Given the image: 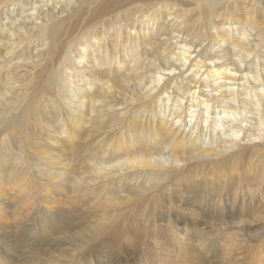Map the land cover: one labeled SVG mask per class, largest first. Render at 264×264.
Returning <instances> with one entry per match:
<instances>
[{"label": "bare ground", "instance_id": "6f19581e", "mask_svg": "<svg viewBox=\"0 0 264 264\" xmlns=\"http://www.w3.org/2000/svg\"><path fill=\"white\" fill-rule=\"evenodd\" d=\"M80 1L0 0V187L18 183L22 207L35 205L38 180L92 191L90 209L126 202L130 222L160 215V228L141 222L156 258L186 239L174 214L264 224V0ZM173 39L183 50L162 65ZM247 160L242 179L211 188L215 166ZM56 219L48 230L61 234ZM172 253L169 264L205 263Z\"/></svg>", "mask_w": 264, "mask_h": 264}, {"label": "rangeland", "instance_id": "374dc122", "mask_svg": "<svg viewBox=\"0 0 264 264\" xmlns=\"http://www.w3.org/2000/svg\"><path fill=\"white\" fill-rule=\"evenodd\" d=\"M44 1H46L47 6L52 7L53 3L48 2V0ZM73 4L76 8H80L82 3L80 0H73ZM58 6L56 5V8ZM27 11L29 13V10H26V14ZM88 14L86 13L83 19H86ZM176 14H178L177 9ZM148 20L144 21L148 22ZM154 20L155 18L149 21V26L151 22L154 23ZM67 22L69 23L70 19ZM171 41V44L166 46L167 52L159 54L162 57V61H160L162 65H164L162 62L166 60H169L170 63L174 60L172 57L166 59L168 54L179 53L180 50H183V42H179L177 48H173L176 40ZM190 47L188 46L184 50L187 51ZM215 48L216 46L212 52L219 50ZM191 72H193L192 69L186 71L185 77L190 76ZM41 137L43 139L44 135L42 134ZM245 162L247 163L239 165L238 161H233L224 165V168L215 166L214 168L218 171H213L216 173L214 180L218 181L219 184L217 187L211 186V188L220 187L224 190V178H241L242 173H246L255 166V161L247 160ZM208 167L204 170L201 168L203 171L207 170L204 175L201 169L198 170V175L200 174L197 175L198 180H202L204 177L210 180L212 177L210 169H214L211 166ZM29 175L30 171L25 177ZM249 175L256 178L251 174ZM23 180L21 179L20 185H25V180ZM36 183L37 186L33 185L31 188L32 192H36L33 194L35 198L32 199L35 205L30 206L29 203L25 207H22L21 204L27 200L28 193L19 190L18 183L13 184L10 181L2 188L0 187V255H3L5 259L12 258L5 264H31L27 255L29 247H34V250L37 251L35 264H52L53 262L60 264H105L107 261L110 264H169V261L175 259L173 257L167 259L170 248L173 250L172 254L183 251L177 255H181V259L188 260L189 263L197 257L201 262H205L203 264H264L263 222H260L261 224L259 222L248 224L221 222L215 220V217L211 215L213 218L208 221V224L202 222L200 217H194V221L191 220L192 222H190L191 216L190 219H186V216L183 221V216L174 214L173 224L176 226V230L182 234L188 232L186 239L180 240V246L173 243L162 247L160 251L156 252L159 255L156 258L150 251L152 239L149 237L150 235H147L148 231L143 230L141 222L144 219L148 222L155 221L160 228L166 223L163 222L160 215L157 217L150 212H138L136 213L137 217H134V222H130L133 212L128 210L125 205L126 202L103 212L95 208L90 209L88 198L93 197L92 191L79 193L65 187L52 188L47 181L37 180ZM261 201L264 202V198ZM57 217L61 220L54 225L59 227L64 225L61 234H53L50 232L51 230H48L52 223L57 221ZM197 218L201 221H196ZM112 219H118L120 222L115 225L111 222ZM196 222L198 223L196 224ZM193 231L195 232L194 235L192 234ZM149 233H152L151 229H149ZM165 236L170 237V233ZM180 236L182 237L181 234ZM141 241L144 242V247L140 244ZM23 243L27 244L25 245L26 249L22 248ZM182 246L183 248H181ZM20 248L21 251H19ZM5 249H8V252L4 255L2 253ZM225 254L226 256H224ZM73 255L79 260L75 263L68 262L73 259ZM104 260L107 261L104 262ZM2 262L3 260H0V264Z\"/></svg>", "mask_w": 264, "mask_h": 264}]
</instances>
